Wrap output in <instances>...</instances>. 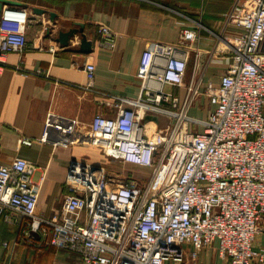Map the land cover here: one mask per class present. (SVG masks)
I'll return each mask as SVG.
<instances>
[{
  "label": "built area",
  "instance_id": "1",
  "mask_svg": "<svg viewBox=\"0 0 264 264\" xmlns=\"http://www.w3.org/2000/svg\"><path fill=\"white\" fill-rule=\"evenodd\" d=\"M228 21L238 31L220 37L231 62L218 84L187 83L185 51L159 41L140 97L101 99L117 112L97 113L84 141L149 171L147 177L112 176L104 165L74 160L62 204L44 216L37 211V166L17 156L0 164V221L26 219L30 235H49L52 246L84 264H199L215 243L222 264H264V250L254 248L264 219V0H241ZM28 22L26 9L2 11L0 73L10 53L26 50ZM99 32L101 45L113 49L118 34L108 25ZM196 33L185 29L183 38ZM84 70L85 88L95 91V63ZM164 83L183 86V95L164 90ZM204 96L213 107L208 117L192 116ZM144 109L170 116V130L143 133Z\"/></svg>",
  "mask_w": 264,
  "mask_h": 264
},
{
  "label": "crops",
  "instance_id": "2",
  "mask_svg": "<svg viewBox=\"0 0 264 264\" xmlns=\"http://www.w3.org/2000/svg\"><path fill=\"white\" fill-rule=\"evenodd\" d=\"M240 4L241 0H0L1 11L13 7L29 13L27 48L10 53L9 65L0 73V164L21 156L37 166L33 180L39 186V214L50 216L62 204L74 160L107 169L135 166L112 159L101 148L85 142L84 136L97 113L117 112L101 99L140 97L144 70L156 42L183 48L188 60L187 83L218 84L231 62V54L219 49V40L237 33L228 17ZM101 25L118 34L113 49L101 45ZM73 28L82 32L72 36L68 44L62 43L60 32ZM185 29L196 30L195 37L184 39ZM82 35L90 42L87 51L82 50ZM88 61L96 66L95 91L85 88ZM153 83L161 86L159 81ZM162 86L180 96L185 90L171 83ZM201 101L191 115L205 119L213 107L207 96ZM140 120L145 134L167 132L173 121L150 109L141 112ZM26 138L32 140L31 145L22 143ZM114 175L136 177L124 176L122 171ZM27 230L26 219L21 225L0 221V243L9 242L8 246L0 244L1 264L20 263L26 251L22 244L29 239L61 250L49 243V235H30ZM217 247L215 243L203 250L199 264H222ZM254 248L264 250V219Z\"/></svg>",
  "mask_w": 264,
  "mask_h": 264
},
{
  "label": "rangeland",
  "instance_id": "3",
  "mask_svg": "<svg viewBox=\"0 0 264 264\" xmlns=\"http://www.w3.org/2000/svg\"><path fill=\"white\" fill-rule=\"evenodd\" d=\"M205 101H203L204 103ZM202 101L200 102V104ZM108 168V167H106ZM111 168V169H110ZM114 168V169H113ZM108 173L118 174L122 171V175L129 176L135 175L141 179H144L148 176L149 171L137 167H133L131 165H126L124 167H110L106 169ZM134 171V172H133ZM37 240L29 239L27 244H22V249L26 251L22 254L23 257L20 263H12V264H84L79 255L75 253H71L64 250H55L52 247L46 246V243L38 244ZM55 250V251H54ZM34 260L32 261V259ZM33 262V263H32ZM1 264V263H0ZM172 264V263H169Z\"/></svg>",
  "mask_w": 264,
  "mask_h": 264
},
{
  "label": "water",
  "instance_id": "4",
  "mask_svg": "<svg viewBox=\"0 0 264 264\" xmlns=\"http://www.w3.org/2000/svg\"><path fill=\"white\" fill-rule=\"evenodd\" d=\"M38 12H41V11H38ZM1 15H2V11L0 9V18H1ZM79 31L82 32V30L77 29V28L70 29L69 31H61L60 32V41L64 44H68L70 38L72 36H75ZM81 44H82V50L83 51H87L89 49L90 42L87 40L85 35H82V43Z\"/></svg>",
  "mask_w": 264,
  "mask_h": 264
}]
</instances>
